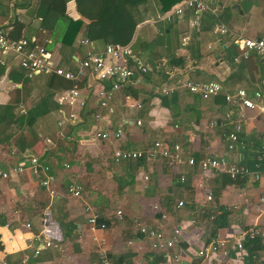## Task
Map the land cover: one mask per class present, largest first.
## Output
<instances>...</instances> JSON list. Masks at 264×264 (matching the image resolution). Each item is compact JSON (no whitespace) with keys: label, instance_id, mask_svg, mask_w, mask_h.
Instances as JSON below:
<instances>
[{"label":"crops","instance_id":"0c3cea01","mask_svg":"<svg viewBox=\"0 0 264 264\" xmlns=\"http://www.w3.org/2000/svg\"><path fill=\"white\" fill-rule=\"evenodd\" d=\"M208 1L213 2L214 11L199 15L195 29L189 26L194 14L188 11L171 22L158 21L163 14L159 13L158 0H148L134 9L139 23L131 44L135 56L141 60L154 63L163 59L181 76L218 82L221 89L217 95L202 100L180 89L162 95L155 87L162 83L163 77L146 75L119 89L108 108L101 109L94 102L95 85L89 79V87L80 85L85 108L76 110L78 118L74 123L58 126L61 114L55 107L54 113L51 111L36 119L33 128L39 140L32 149L17 155L11 146L0 145V171H7L24 158L35 155L49 167L52 176L51 194L26 168L7 179L0 178V264H21L22 261L24 264H99V249L105 251L111 264H174L162 253L149 249L148 240L137 233L135 221L164 234L178 227L180 235L175 249L179 261L175 264H191L197 259L196 251L211 237L209 223H203L202 219L210 213L215 217L220 210L227 209L225 227L217 230L226 239L223 249L226 253L209 254L200 263L264 264V211L259 214L257 210V199L264 193V175L257 182L248 176L230 180L218 172L203 177L197 165H184L178 173L183 174L188 188H182L177 175L162 161L115 163L111 159L115 148L140 150L153 140H161L180 144L183 157H191L196 162L209 155L243 166L249 172H264V114L257 109L239 110L223 100V95L237 89L247 93L258 91L257 104L264 106V68L253 52L244 56L231 36L213 32V25L221 23L242 38L264 36V0ZM35 4L36 0H0V30L8 32L12 23L18 21L37 46L51 44L47 32L30 28L35 21ZM64 14L73 20L78 18L74 0H66ZM185 36L188 40L181 46ZM82 38L80 31L71 46L53 48L50 53L54 65L74 70L88 48L101 50L104 46L100 42L81 45ZM7 67L20 70L15 61ZM46 77L37 74L29 78L26 105L18 106L17 114L43 98ZM19 87L2 75L0 105L6 104L9 92ZM135 103L141 104L139 110L129 108ZM225 113H230L233 122L242 114L237 144L232 150L226 148L224 138L232 131L231 125L214 129L207 126L210 120L221 119ZM48 115L53 118L43 120ZM94 115H99V119H94ZM136 121L140 124L136 125ZM117 127L122 131L118 140H89V134L95 129L110 131ZM72 182L81 186L79 197L66 191ZM199 186L201 192L197 190ZM206 193L212 196L210 203L204 201ZM242 193L247 203L241 201ZM168 197L175 200L170 210L164 199ZM178 201L182 206L176 208ZM235 203L238 206L231 209ZM153 204L166 214L164 220L152 209ZM86 206L98 214L97 221L105 225L104 229L89 230ZM198 207L204 211L203 217L197 215ZM116 211L121 212L120 218L116 217ZM251 227L258 231L257 247L236 251L234 231ZM41 238L57 243L60 249L44 248L34 255ZM136 238H141L140 243L134 242ZM128 241L132 244L128 245Z\"/></svg>","mask_w":264,"mask_h":264},{"label":"built area","instance_id":"2783aa9c","mask_svg":"<svg viewBox=\"0 0 264 264\" xmlns=\"http://www.w3.org/2000/svg\"><path fill=\"white\" fill-rule=\"evenodd\" d=\"M186 11L194 14V19L189 22V26L197 29L199 15L207 12L213 13L214 10L212 11L211 6L203 0H182L160 15L157 20L171 22L174 17H180ZM213 32L219 35L231 36L233 42L243 50L244 56H246L249 51L253 52L258 58L259 64L264 68V36L253 39L242 38L238 35H234L221 23L213 25ZM187 40L188 36L183 37L180 45H186ZM79 44L90 46L91 42L82 38ZM12 61L16 62V66L23 70L28 78L37 74L46 76L55 75L72 82L69 89L57 92L53 97V102L61 114V120L57 122L58 126H61L63 123H74L78 118L76 110L85 108V99L81 95V89L84 84L87 87L90 86L88 83L89 79L93 82L92 85H95L92 95L94 102L101 109L108 108V104L113 98L114 93L119 89L133 82H138L139 78L146 75L156 74L163 77L162 83L155 87V90L162 95H167L174 90L180 89L189 94L196 95L202 100H206L217 95L221 89L219 83L216 81L201 82L179 75L177 69L169 65L163 59L155 61L154 63L141 60L139 57L135 56L131 43L121 47L105 45L101 50H93L90 47L85 51L84 56L78 59L75 64V69L70 70L54 65L51 53L45 51L43 46H37L36 43L31 46L25 39H8L0 30V64L10 65ZM168 83L173 84V86H169ZM81 84L82 86H80ZM259 99L260 93L258 91L247 93L244 89H237L234 93L223 95L224 102L229 106L236 107L239 110L257 109L264 114V106L257 104ZM129 108L139 110L141 104H130ZM64 109L68 111L66 112ZM61 111H63V113ZM240 117H242V114L239 115V119ZM94 119H99V115H94ZM239 119L233 122L230 113H225L221 119L210 120L207 124L209 129L224 127L228 124L232 126V131L224 135L227 141L226 148L228 150H232L234 145L237 144V134L241 129ZM135 124L139 125L140 122L136 121ZM121 135L122 131L120 127L110 131L95 129L89 134V140L115 141L118 140ZM111 159L115 163L136 160L162 161L167 169L173 171L177 175L180 184L184 183L185 178L183 174L180 175L178 171L184 165L187 167L197 165L203 177H206L209 173L218 172L225 174L230 180L248 176L252 181L257 182L264 175V172L258 170L249 172L245 167L228 163L221 157L206 155L197 162L191 157L184 158L180 144H168L161 140H153L140 150H120L115 148L111 153ZM64 167L66 168L67 165H64ZM25 168L31 175L39 178V185L41 187L49 189V185L52 181V176L49 174V167L42 163L35 155L24 158L22 163L10 167L7 171H0V178L7 179L10 175L21 173ZM256 169H258L257 165ZM145 179L144 177V180ZM199 188L201 187L199 186ZM66 191L73 197H79L81 186L76 182H72L67 186ZM49 193H52L51 189H49ZM204 201L206 203L212 201L210 193L205 194ZM241 201L243 203L248 202L244 193H242ZM257 204L259 214L263 213L264 193L258 197ZM181 206L182 202L178 201L176 203V208ZM237 206L238 204L235 203L231 206V209H235ZM152 209L159 214L162 220L166 218V214L160 211L157 204H153ZM84 211L88 212L86 222L91 232L98 228H105L103 223H98L97 213L91 211L87 206L84 208ZM196 213L199 217L204 216V211H202L201 207H198ZM115 215L120 218L121 212L116 211ZM213 219L214 216L210 213L205 215L202 222L211 223ZM135 225L137 227V233L144 240H148V247L151 251L162 253L168 262L175 264L179 261V256L175 249L180 235V229L178 227L172 229L170 233L164 234V232L159 229L147 227L137 221H135ZM257 236L258 231L253 227L236 229L233 233L234 249L241 252L243 250V242L245 240H252ZM140 241L141 238H136L134 240V242L137 243H140ZM37 242L33 251L34 255H37L39 251L44 248L54 247L60 249V245L46 238L38 239ZM225 243L226 239L224 237L218 234L211 236L208 242L196 251L195 257L197 259L191 264H201V259L217 251H221L224 255L226 253V251L223 250L225 248ZM127 244L131 245L132 242L128 241ZM97 258L99 264H111L103 249L98 250ZM21 264H24V261H22Z\"/></svg>","mask_w":264,"mask_h":264},{"label":"trees","instance_id":"16d2710c","mask_svg":"<svg viewBox=\"0 0 264 264\" xmlns=\"http://www.w3.org/2000/svg\"><path fill=\"white\" fill-rule=\"evenodd\" d=\"M147 1L74 0L78 18L73 20L64 14L66 0H36L35 21L30 28L45 31L50 35L51 44H42L44 50L48 52H51L53 48L71 46L80 31L82 37L88 42H100L104 46L121 47L131 43L139 23L134 14V9ZM180 1L182 0H158L159 13L168 11ZM203 1L212 6L208 0ZM1 31L8 39H25L31 46L35 44V41H32V35H26L24 26L18 21L12 23L10 31ZM156 42H159V39ZM4 74L8 80L19 84L20 87L13 88L9 92L8 102L0 105V145L11 146L17 155H21L26 150L32 149L39 140L33 128L36 119L55 109L56 106L52 101L53 96L57 92L69 89L72 82L55 75L46 77L43 98L36 105L24 109L21 114H17L16 108L26 105L29 78L21 69L12 70L7 65L0 64V77ZM181 187L188 188V182L184 181ZM197 190L201 192L202 188ZM164 199L168 207L167 210H170V204L174 203L175 200L172 197ZM193 204L196 205L194 201H192ZM227 210H220L219 215H215L213 221L209 223L211 236L217 234V230L225 227L224 221ZM256 245V237L243 242V248H248L249 251L255 249Z\"/></svg>","mask_w":264,"mask_h":264},{"label":"rangeland","instance_id":"374dc122","mask_svg":"<svg viewBox=\"0 0 264 264\" xmlns=\"http://www.w3.org/2000/svg\"><path fill=\"white\" fill-rule=\"evenodd\" d=\"M52 113H54L53 110H52ZM41 118H42V117H41ZM52 118H53L52 115H48L47 117H44L43 120H44V119H46V120H51Z\"/></svg>","mask_w":264,"mask_h":264},{"label":"water","instance_id":"95a60500","mask_svg":"<svg viewBox=\"0 0 264 264\" xmlns=\"http://www.w3.org/2000/svg\"><path fill=\"white\" fill-rule=\"evenodd\" d=\"M211 5L213 4V2L211 1V3H210ZM234 8H236V7H234Z\"/></svg>","mask_w":264,"mask_h":264}]
</instances>
